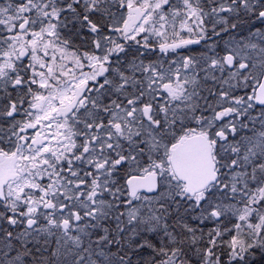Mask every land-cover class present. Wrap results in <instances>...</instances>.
Here are the masks:
<instances>
[{
    "label": "snow or ice",
    "instance_id": "snow-or-ice-1",
    "mask_svg": "<svg viewBox=\"0 0 264 264\" xmlns=\"http://www.w3.org/2000/svg\"><path fill=\"white\" fill-rule=\"evenodd\" d=\"M0 264H264V0H0Z\"/></svg>",
    "mask_w": 264,
    "mask_h": 264
}]
</instances>
